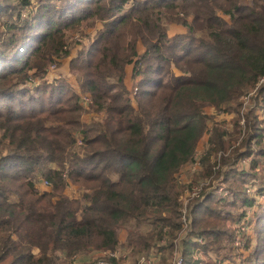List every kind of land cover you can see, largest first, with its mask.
Returning <instances> with one entry per match:
<instances>
[{
    "label": "trees",
    "instance_id": "1",
    "mask_svg": "<svg viewBox=\"0 0 264 264\" xmlns=\"http://www.w3.org/2000/svg\"><path fill=\"white\" fill-rule=\"evenodd\" d=\"M98 24L71 62L102 116L88 123L66 79L31 84L72 56V35ZM166 24L187 32L172 37ZM131 65L133 98L125 85ZM246 96L251 105L242 113ZM207 108L233 113V130L209 128L215 118ZM259 109L264 0H0V264H74L120 247L134 257L157 252V264H171L181 250L183 264H221L231 259L223 256L235 241L230 225L250 209L256 241L242 264H264ZM205 134L191 185L209 184L188 195L184 209L192 188L180 175ZM251 180L258 182L249 193ZM69 186L80 196L71 197Z\"/></svg>",
    "mask_w": 264,
    "mask_h": 264
},
{
    "label": "rangeland",
    "instance_id": "2",
    "mask_svg": "<svg viewBox=\"0 0 264 264\" xmlns=\"http://www.w3.org/2000/svg\"><path fill=\"white\" fill-rule=\"evenodd\" d=\"M26 16V14H25ZM224 18L226 20H230L229 16H224ZM169 34L170 36H175L178 34H184L186 33V29L176 25V24H172V25H168L166 24ZM103 25L102 24H98V27L96 29H90V28H82V31L79 32V34L76 35H72L69 39V45H70V49L72 51V56H70L68 59H64L62 60L61 64L59 65H53L50 67V71L49 73L45 76V78L43 79H39V80H35L34 84L31 85H42L45 82L48 83H53V82H57L58 80H62V79H66L68 81V83L73 86V89L75 90V93L77 94L78 98L80 101H83V103H85L86 108H87V113L83 115L82 120L86 121L88 123L92 122L94 119H98L101 118L102 116H96L91 108L92 100L90 98V95L85 92L84 87L82 86L81 81L79 80V78L77 77V75L72 71L71 69V62L77 58L79 56L80 50L82 49L83 45H81V43L83 42L86 46L89 45L90 41L93 40L96 35H97V31L98 29L102 28ZM139 48L142 50L141 53H143L145 51V49L142 48V46L140 45ZM134 71V67L133 65L128 66L127 68V77L125 79V85L128 88L129 92H130V96L131 98H133L135 96V94L137 93V85H135V82L132 78V74ZM177 74L179 75L180 73L177 72ZM244 101V107H243V112H246V110L249 108V106L251 105V100L249 99V96L243 97L242 98ZM206 113L210 116H213L215 118L214 121H209L208 125L209 128H211L213 126V123L217 122V123H225V128L229 129V130H233V126H234V121L236 119L235 115L233 113L228 114L222 111H216L214 108H207ZM259 117H261V119H264V111L262 109H259V111L257 112ZM245 117H243V120L241 121V126H245ZM241 139L239 140V143L241 142V140L244 138L245 136V128L242 131L241 134ZM210 135L205 134L204 138L201 140V142L199 143V146L196 150L197 153V159L194 163H192L191 165H188L185 169L184 172L180 175V178L182 180L183 184H187L189 186H191L192 190L188 188L187 193L185 194V196L183 197V206L184 209L187 207V204L189 202V200L191 198H194L196 195H199V189L200 186H205L209 184V181L207 182H203L200 185H191V180H192V176L193 174L196 172L195 170L199 167V161L201 156H203V152L205 151V148L208 144ZM238 143V145H239ZM222 157V153L219 155L218 157V162ZM241 164H243V166L249 170L250 168V163L251 160L249 158H245L243 159L242 162H240ZM258 179L260 181H262L264 179V168L259 167L258 168ZM258 182L255 180H251V184L250 187L252 188V190L250 189V191H248L249 193L253 192V189H255L254 187V183ZM219 186H222V183L219 184ZM38 188L41 192H45L46 190V186L45 184H38ZM49 189V188H48ZM47 189V190H48ZM224 189V188H223ZM66 192L73 198L79 197L80 196V191L78 190V187L76 186H69L66 189ZM220 192H223L222 190H220ZM193 196L190 199H186L187 196ZM224 195H229V192L224 190ZM183 209V210H184ZM251 210V209H250ZM250 210L247 212L249 217L246 220H242L240 225H234L231 224L230 226L232 227V229L235 232V237H234V245L232 247L231 253L230 255H228L227 251L225 253H223V256L227 255L229 256V258L231 259H225L224 262H222L221 264H242L243 260L250 254V252L253 250V247L255 245V233H254V226L248 224L247 220L251 222V217L253 215V213L250 212ZM150 229L149 226L144 225L143 227L140 228V231L145 233ZM186 231H188V228H186ZM129 234V230L124 228L120 231V235H119V240L120 243L126 244L125 242L127 241V237ZM250 239L252 240V244L250 246V248H248V240ZM196 242L198 241L199 244H203L204 242L202 241V238L195 240ZM38 250H35V252H37ZM90 257L85 256L84 260H77L78 258H76L74 260V264H99L102 261L107 262L108 264H111V260H115L118 262H121V264H142L141 259L147 257V255L143 254L137 257H134L130 250L124 249L122 247L119 248V250L117 251H106V252H102V253H98L97 251L91 252L89 253ZM88 254V255H89ZM93 254V255H92ZM181 257H182V250L180 253ZM196 258H201L200 254L198 255L197 253H195ZM212 257H215L214 254H211ZM83 259V258H81ZM202 259V258H201ZM173 264L174 263V259L172 258L171 261ZM157 264V263H156Z\"/></svg>",
    "mask_w": 264,
    "mask_h": 264
},
{
    "label": "built area",
    "instance_id": "3",
    "mask_svg": "<svg viewBox=\"0 0 264 264\" xmlns=\"http://www.w3.org/2000/svg\"><path fill=\"white\" fill-rule=\"evenodd\" d=\"M136 89H137L136 91L138 92V88H136ZM47 185H48V183L47 184L45 183V186H47ZM192 197H194V195ZM184 213L186 215L187 211L185 210ZM183 219H184V223L186 224V228H188V224L186 223V217L184 216ZM159 258H160V254H158L157 252H154L153 254L141 259V261H142V264H156V263H158L160 261ZM173 259H174V263L173 264H183V262H184V260L180 256V254H175V257ZM99 264H108V263L105 262V261H102Z\"/></svg>",
    "mask_w": 264,
    "mask_h": 264
},
{
    "label": "crops",
    "instance_id": "4",
    "mask_svg": "<svg viewBox=\"0 0 264 264\" xmlns=\"http://www.w3.org/2000/svg\"><path fill=\"white\" fill-rule=\"evenodd\" d=\"M47 189H48V188H46V190H47ZM46 190H45V191H46ZM92 255H93V254H92ZM85 256L90 257V254H89V255H84V256L78 257L77 260H79V261H80V260H84ZM81 258H83V259H81Z\"/></svg>",
    "mask_w": 264,
    "mask_h": 264
}]
</instances>
